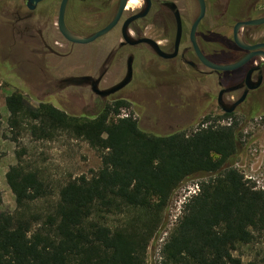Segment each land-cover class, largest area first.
Segmentation results:
<instances>
[{"label": "trees", "instance_id": "trees-1", "mask_svg": "<svg viewBox=\"0 0 264 264\" xmlns=\"http://www.w3.org/2000/svg\"><path fill=\"white\" fill-rule=\"evenodd\" d=\"M126 105H102L88 117L48 102L35 107L21 92L6 97L16 137L69 132L100 154L101 167L70 179L54 198L51 185L19 154L7 173L16 209L0 213V264H147L174 194L192 179L200 190L184 203L161 264H245L234 252L264 232V190L235 167L243 150L236 126L205 117L193 131L162 135L143 130L134 116H120Z\"/></svg>", "mask_w": 264, "mask_h": 264}, {"label": "rangeland", "instance_id": "rangeland-1", "mask_svg": "<svg viewBox=\"0 0 264 264\" xmlns=\"http://www.w3.org/2000/svg\"><path fill=\"white\" fill-rule=\"evenodd\" d=\"M0 0V22L8 21V11L10 10L4 2ZM183 12L196 10L194 2L189 0H177ZM22 8L25 12L24 1L15 0L12 2ZM72 2L67 9L66 22L68 27L75 33L88 35L94 28L82 27L75 23V10H71ZM140 6V1L129 9ZM10 12V11H9ZM93 8H85L81 13V22L90 26L98 25L100 16L93 14ZM5 15V16H4ZM105 20L101 21L104 24ZM57 17L55 16L51 24L46 26V37L57 50L60 56L48 55V63L42 58L32 55L26 47H21L17 54L23 58L22 61L16 56L12 60L13 67L5 69L1 57L9 54L10 48L5 44L0 45V116L2 128L0 129V196L3 203L0 205V213L3 211L14 212L16 209V196L10 189L7 182V173L11 166L19 162V154L22 163L29 166V169L38 170L53 190L55 198L60 188L70 179L81 175L92 176L101 167L100 154L92 148L88 142L76 138L69 132L60 131L52 139H36L30 131H24L22 135L16 137V131L9 128L8 118L10 113L6 107V97L14 92H21L27 101L38 107L41 102H48L55 107L66 111L68 114L77 116L93 117L99 114L103 104L97 102L92 105L93 100L81 90L66 88L59 90L56 84L60 79L97 75L98 66L104 59L103 44L112 42L114 31L88 45H77L74 50L64 41L57 29ZM53 24V25H52ZM220 24L216 19H210L208 26L216 29ZM225 25V24H224ZM219 31L226 32L227 25L219 28ZM228 35L229 31L226 32ZM3 35L7 36V32ZM162 35V29L159 32ZM162 38V36H161ZM102 41V42H101ZM56 42L57 45L53 44ZM73 50V51H72ZM6 60V58H5ZM16 60V61H15ZM139 75L144 77V73L150 72V79L156 81L157 85L144 83L135 80L124 92V99L127 105L120 111V116H134L139 125L144 130L157 134H167L176 128H186L193 131L205 117L214 118L218 113L215 105L208 108L206 112L203 100L205 97V85L192 84L186 86L178 80H172L170 84L163 86L159 79L160 70L139 65ZM160 69H164L161 66ZM137 71V70H136ZM125 70L123 71V74ZM158 76V79H157ZM27 77V81H26ZM122 77L121 66L114 68L102 87L114 85ZM209 84V82H208ZM118 99V100H121ZM212 123L211 121L208 124ZM226 125L224 122H219ZM18 138V139H17ZM242 153L236 160L235 167L242 172L246 178L264 190V123L249 125L241 135ZM199 179H192L185 182L174 194L168 210V221L164 228H161L152 239L147 251V264H161L162 247L172 229L176 226L182 213L184 203L194 194V188ZM39 206L44 207L42 203ZM235 256L241 257L245 264H264V232L256 233L254 243L240 247Z\"/></svg>", "mask_w": 264, "mask_h": 264}, {"label": "flooded vegetation", "instance_id": "flooded-vegetation-1", "mask_svg": "<svg viewBox=\"0 0 264 264\" xmlns=\"http://www.w3.org/2000/svg\"><path fill=\"white\" fill-rule=\"evenodd\" d=\"M23 1L25 12H22V8L16 3H12L15 0L4 2V5L10 8V12L8 11V16H6L8 21L0 22V45L5 44L10 48V53L1 57L5 69L13 67L12 60L15 56L25 61L17 54L21 47H26L32 55L42 58L46 65L48 55L60 56L46 37V26L51 24L55 16L58 19L63 0H43L38 2L33 9L28 6L29 0ZM120 1L68 0L65 20L68 6L72 2L71 10H75L72 12L75 14L73 21L79 26L94 28V30L88 35H81L73 32L67 22L66 25L74 34L90 37L109 26L116 19ZM131 1H128L118 23L107 33L91 42L94 43L111 32H115L113 41L101 46L105 54L104 59L98 66L97 75H91L95 81L99 80L97 89L104 91L120 83L127 76L129 59L132 58L133 76L131 82L120 91L102 96L95 91L91 84L71 85L64 82L68 78H59L60 81L56 84L59 90L74 88L82 92L86 91L93 100V106L97 102L103 105L113 104L116 101L127 103L121 98L124 97L125 90L135 80L142 84L157 85L156 81L153 82L148 78L150 72L144 73V77L139 75V65L153 66L160 70V76L163 75L159 79L163 86H166L167 83L170 84L174 79L186 86L209 85L206 87V98L203 100L204 108L201 110L206 112L214 104L215 109L218 110L217 115L222 118L220 122L226 123L227 126H236V132L240 137L249 125L264 123V23L246 25L242 28V39L250 48L239 46L234 39L237 24L264 18V0H205V16L195 31L196 43L206 61L212 64L221 66L239 64L236 68L229 70L211 68L195 50L191 34L201 13L199 0H189L190 5L192 2L196 4L194 12L192 9L183 12L177 0H151L148 13L130 23L129 31L135 42L129 43L123 37L124 25L127 20L141 13L147 3V0H139V7L129 9ZM172 4L176 5L173 9ZM85 8H93V14L100 16L97 26L81 22L80 15ZM176 11H179L182 24V36L178 48H176L178 28ZM210 19L220 22L216 29L208 26ZM102 20L105 21L100 26ZM226 25L230 35L226 33L227 31H219L220 27ZM161 29L162 38L159 35ZM4 32H7V36L3 35ZM58 33L73 50L77 45H88L69 42L59 30ZM146 38L156 41L163 54L157 51L150 42L144 41ZM53 44L57 45L56 42ZM119 66H121L122 77L114 85L102 87L103 82L107 79V74L109 75L114 68ZM161 66L164 69H160ZM141 128L143 129V127ZM182 129L186 128H176L171 132ZM240 141L242 143V139Z\"/></svg>", "mask_w": 264, "mask_h": 264}, {"label": "water", "instance_id": "water-1", "mask_svg": "<svg viewBox=\"0 0 264 264\" xmlns=\"http://www.w3.org/2000/svg\"><path fill=\"white\" fill-rule=\"evenodd\" d=\"M40 1H43V0H29V2H28L29 8L33 9L35 7V5L38 2H40ZM128 1L129 0H121L120 1L119 13H118L116 19L109 26H107L106 28L100 30L99 32H97L96 34H94V35H92L90 37H83V36L74 34L67 27L66 20H65V14H66V6H67L68 0H63L62 4H61V8H60V13H59V16H58V19H57V23H56L57 27H58V30L64 36V38L67 41H69V42L78 43V44H89L92 41H94L96 38H98L101 35H104L105 33H107L110 29H112L118 23L119 19L121 18L122 14H123V12H124L127 4H128ZM199 2H200V5H201V13H200V16L197 18V20H196V22H195V24L193 26V30H192V34H191L195 50L197 51L199 56L205 62H207V64L211 68H215V69H218V70H229V69L236 68L239 64L228 65V66H221V65L212 64V63L206 61V59L201 54V52H200V50L198 48V45L196 43V40H195V31H196L197 25L199 24V22L205 16L206 2H205V0H199ZM150 5H151V0H147L146 8L141 13H139L138 15H136V16L130 18L129 20H127V22L125 23L124 28H123V37H124L125 41H127L129 43H134L135 42L134 37L131 35V33L129 31V25L135 19L145 16L148 13V11H149ZM175 7H176V5L172 4V9L175 8ZM176 15H177V23H178L177 36H176V48H178L180 40H181V36H182V24H181V19H180V16H179V11H176ZM263 23H264V18L257 19V20H251V21H248V22L237 24L236 27H235V33H234V39H235L236 43L239 46H241V47L250 48L249 46H247L244 43V41L242 39V36H241L242 28L245 27L246 25H259V24H263ZM144 41L150 42L151 45L157 51H159L161 54H163L161 52L160 46L158 45V43L156 41L151 40V39H147V38L144 39ZM165 56H167V55H165ZM132 76H133V68H132V58H131V59H129V63H128L127 76L120 83H118L117 85H115V86H113V87H111V88H109L107 90H104V91L98 90L97 89V83L99 82V80L95 81L91 76L71 77V78H68V79L64 80V82L67 83V84H71V85L91 84L94 87V89H95V91L97 93H99L102 96H107L110 93H115L117 91H120L124 87H126L131 82Z\"/></svg>", "mask_w": 264, "mask_h": 264}, {"label": "built area", "instance_id": "built-area-1", "mask_svg": "<svg viewBox=\"0 0 264 264\" xmlns=\"http://www.w3.org/2000/svg\"><path fill=\"white\" fill-rule=\"evenodd\" d=\"M193 190H194V194L193 195H196L198 193V191L200 190L199 186L196 185V188H194Z\"/></svg>", "mask_w": 264, "mask_h": 264}, {"label": "bare ground", "instance_id": "bare-ground-1", "mask_svg": "<svg viewBox=\"0 0 264 264\" xmlns=\"http://www.w3.org/2000/svg\"><path fill=\"white\" fill-rule=\"evenodd\" d=\"M137 4V1L135 0H132L131 3H130V6L132 7L133 5Z\"/></svg>", "mask_w": 264, "mask_h": 264}]
</instances>
